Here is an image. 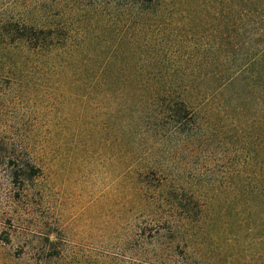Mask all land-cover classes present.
<instances>
[{
    "label": "trees",
    "instance_id": "obj_1",
    "mask_svg": "<svg viewBox=\"0 0 264 264\" xmlns=\"http://www.w3.org/2000/svg\"><path fill=\"white\" fill-rule=\"evenodd\" d=\"M44 82L138 102L123 112L143 141L195 131L199 109L204 135L216 134L213 118L230 119L240 156L229 187L236 221L242 210L264 209V0H0V244L19 258L53 260L57 233L37 231L44 173L17 112ZM185 135L184 143L195 137ZM169 171L152 162L126 169L149 215L138 227L142 244L162 242L160 229L195 233L213 205Z\"/></svg>",
    "mask_w": 264,
    "mask_h": 264
},
{
    "label": "rangeland",
    "instance_id": "obj_2",
    "mask_svg": "<svg viewBox=\"0 0 264 264\" xmlns=\"http://www.w3.org/2000/svg\"><path fill=\"white\" fill-rule=\"evenodd\" d=\"M194 34L188 33L187 40L197 41ZM185 66L196 65H180ZM40 86L17 112L33 135L31 148L44 173L37 231L57 233L59 255L53 260L35 253L19 258L15 246L0 244V264H264V209L242 210L236 221L232 207L229 187L240 156L238 145L228 140L233 136L230 119L213 118L216 134L207 128L204 135L199 109V125L185 131L195 136L191 142L168 130L143 141L141 130L132 131L133 117L123 112L138 102L121 94L93 97L89 88L62 83ZM150 162L168 167L169 173L178 171L184 182L197 186L198 195L206 196L203 200H214L195 233L172 238L160 229L162 242H140L138 227L149 215L126 169ZM209 184L213 190L207 192ZM38 232L33 240H40Z\"/></svg>",
    "mask_w": 264,
    "mask_h": 264
}]
</instances>
